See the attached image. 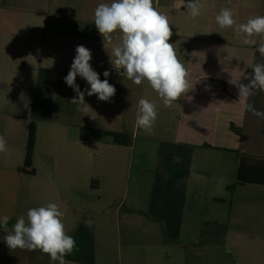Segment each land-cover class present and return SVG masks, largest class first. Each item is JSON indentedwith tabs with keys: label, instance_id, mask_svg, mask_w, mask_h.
<instances>
[{
	"label": "crops",
	"instance_id": "obj_1",
	"mask_svg": "<svg viewBox=\"0 0 264 264\" xmlns=\"http://www.w3.org/2000/svg\"><path fill=\"white\" fill-rule=\"evenodd\" d=\"M101 3L111 0H0V135L7 141L0 153V218L10 217L11 230L28 209L56 203L77 242L65 257L72 264H264V184H257L264 163H255L264 161V118L247 111L229 83H249L252 67L264 64L262 40L245 44L235 25L220 28L215 20L225 8L237 25L264 16V0H199L196 18L187 0H154L188 72L189 91L170 107L147 82L136 85L113 68L109 54L119 34L103 41L96 30ZM78 45L90 49L93 69L116 88L104 108L85 93L91 108L82 112V137L98 151L87 158L88 143L82 159L61 157L59 144L39 148L37 139L26 167L39 71L50 69L58 80L67 72L46 60L64 51L76 55ZM63 87L65 81L59 93ZM89 87L82 78V91ZM141 98L157 105L151 133L135 127ZM247 103L264 112V91ZM93 131L125 133L132 141L116 144ZM241 157L254 183L237 184ZM5 235L0 229V264H54L39 250L9 249Z\"/></svg>",
	"mask_w": 264,
	"mask_h": 264
},
{
	"label": "clouds",
	"instance_id": "obj_2",
	"mask_svg": "<svg viewBox=\"0 0 264 264\" xmlns=\"http://www.w3.org/2000/svg\"><path fill=\"white\" fill-rule=\"evenodd\" d=\"M187 9L193 18L198 17L201 14L199 0H187ZM215 20L220 28L235 25L237 35L244 34L245 44H255L253 37H261L258 51L264 56V16L251 17L246 23L237 25L232 10L225 8L216 15ZM93 23L103 41L111 42L113 34H119L120 43L109 54L113 68L122 69L136 85L147 82L165 107H170L189 91L188 72L169 42L173 35L171 24L168 17L154 6V0H111V3H101L94 11ZM75 52L64 81L76 93L70 102L77 105L79 111L87 113L91 107L85 101V93L88 96L96 95L99 101L110 102L116 88L108 79L101 80L100 74L93 69L90 49L78 45ZM252 70V74L245 77L249 83H241L240 79H232L229 83L237 87L238 99L244 103L245 109L264 118V112L247 103L257 92L264 91V64H255ZM103 75L107 78L110 72L106 70ZM77 76L90 87L81 91L76 83ZM157 116V105L141 98L135 127L151 133ZM6 150L7 141L0 135V153ZM63 217L64 212L53 202L28 209L26 219L19 217L11 230L8 227L10 217L3 216L0 218V229L6 233L3 240L9 249L39 250L47 254L54 264H72L65 257L77 250V242L74 236L67 234Z\"/></svg>",
	"mask_w": 264,
	"mask_h": 264
},
{
	"label": "rangeland",
	"instance_id": "obj_3",
	"mask_svg": "<svg viewBox=\"0 0 264 264\" xmlns=\"http://www.w3.org/2000/svg\"><path fill=\"white\" fill-rule=\"evenodd\" d=\"M74 57L75 54L64 51L50 55L49 59L46 60V63L61 68V72L68 73ZM63 81L64 77H58V80L54 77L52 80L51 120L37 123L36 141L37 139L39 140L38 146L39 148H43L47 146L49 142L54 141L55 144L60 145L61 157L82 159V157H85V152L82 150V147H89L90 145L93 151L87 158L95 157V151L98 150L89 139H84L82 137L84 133V127H82V111H79L77 105L70 102L76 93L72 88L68 87L66 83L65 87L62 89L63 92H58V88L61 89V82ZM76 83L82 91V78L80 76H77ZM97 105L100 108H104L108 104L99 101L97 102ZM73 111H75V114H73ZM61 129H68L69 132H62ZM88 134L91 137L90 131ZM88 143L89 145H86Z\"/></svg>",
	"mask_w": 264,
	"mask_h": 264
},
{
	"label": "trees",
	"instance_id": "obj_4",
	"mask_svg": "<svg viewBox=\"0 0 264 264\" xmlns=\"http://www.w3.org/2000/svg\"><path fill=\"white\" fill-rule=\"evenodd\" d=\"M68 73H59L58 77L63 78ZM53 78V72L50 69L41 68L38 75V83L36 87V97H35V103L32 109V115H31V126L29 131V139L28 144L26 148V167H31L33 162V154H34V148L36 144V128L37 123L41 121H50L51 120V109H52V89H51V83ZM62 83V82H61ZM76 96V95H75ZM232 130L236 133H240L238 129H234L232 127ZM93 135H99L101 137L111 136L114 138V141L116 144L120 145H128L132 141V136L120 133V132H109V131H93ZM245 160L244 158H240V165L237 175V184H248V183H254V179L251 178V173H249V165L247 164L245 166ZM264 163L262 160L255 161L256 165L258 163ZM249 163V162H247ZM257 184H264V178L260 177ZM252 180V181H251Z\"/></svg>",
	"mask_w": 264,
	"mask_h": 264
},
{
	"label": "built area",
	"instance_id": "obj_5",
	"mask_svg": "<svg viewBox=\"0 0 264 264\" xmlns=\"http://www.w3.org/2000/svg\"><path fill=\"white\" fill-rule=\"evenodd\" d=\"M119 74H124V72L122 70H118Z\"/></svg>",
	"mask_w": 264,
	"mask_h": 264
}]
</instances>
